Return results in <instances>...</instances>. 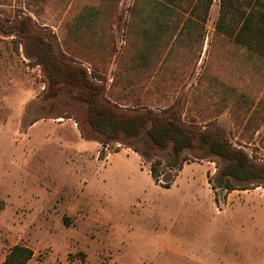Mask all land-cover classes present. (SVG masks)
I'll return each instance as SVG.
<instances>
[{
    "label": "rangeland",
    "instance_id": "1",
    "mask_svg": "<svg viewBox=\"0 0 264 264\" xmlns=\"http://www.w3.org/2000/svg\"><path fill=\"white\" fill-rule=\"evenodd\" d=\"M134 1L146 8L150 3L0 0V18L18 25L29 16L33 31L49 33L57 56L68 54L66 48L85 56L80 65L90 73L88 60L94 63L105 77L97 81L105 95L127 106L138 99L162 110L179 101L187 123L206 126L216 123L212 118L224 100L230 123L222 122L221 128L234 145L251 142L244 150L264 164V133L249 140L264 115V101L257 108L254 102L264 58L217 31L219 0L208 9L200 45L183 38L174 42L172 32L141 67L134 61L137 49L145 48L139 22L146 18L145 25L152 24L144 10L128 28ZM89 8L101 12L89 16L84 13ZM114 74L117 82L111 85ZM44 90L40 65L25 56L14 35L0 34V263L15 244L33 250L29 264H201L197 257L211 259L214 248L201 235L206 226H197L196 212L205 205L183 195L208 190L207 177L216 171L213 157L187 152L191 161L163 188L151 179L149 162L131 148L82 137L83 105L74 92L63 88L44 98Z\"/></svg>",
    "mask_w": 264,
    "mask_h": 264
},
{
    "label": "trees",
    "instance_id": "2",
    "mask_svg": "<svg viewBox=\"0 0 264 264\" xmlns=\"http://www.w3.org/2000/svg\"><path fill=\"white\" fill-rule=\"evenodd\" d=\"M179 2L150 0L148 8L133 2L129 9L132 20L128 28L133 26L134 19L144 10H148L147 16L151 18L152 24V27H147L146 18H141L139 22L140 42L145 48L137 49L134 61L140 67L147 66L151 55L156 51L153 47L172 32H175L174 42L183 38L188 44L192 41L197 42V45L202 43L203 21L213 0ZM100 12L98 8H89L84 13L96 17ZM218 13V32L264 57V0H219ZM5 22L0 18V34L14 35L21 43L25 56L34 58L40 65L45 78L43 97L57 96L63 88L74 92L72 97L83 105L80 128L82 137L97 139L104 146L120 143L131 148L142 161L149 162L148 172L155 184L169 188L183 165L191 161L190 155L186 153L193 154L197 150L199 152L195 157H213L211 161L216 163L215 173L207 177L210 188L214 191L257 186L264 188V164L259 163L255 157H250L244 150L246 144L251 142L238 140L234 145L226 130L214 121L206 126L187 123L183 107L179 108V101L165 109L155 110L140 103L138 99L131 106L119 103L117 99H109L105 95L104 85L97 82L105 81V77L94 63L88 60L90 73L80 65L82 61H87L85 56L74 55L69 48H66L68 54L57 56L50 43L49 33L33 31L29 16L22 17L18 25ZM123 53L122 51L117 55L118 65L123 59ZM116 82L114 74L111 85ZM249 119L250 117L242 125L240 133L246 130ZM263 123L264 115H261L249 140L254 138L255 130ZM164 155L167 157L164 158ZM215 196L217 201V192ZM33 255L30 247L15 244L7 251L0 264H29Z\"/></svg>",
    "mask_w": 264,
    "mask_h": 264
},
{
    "label": "crops",
    "instance_id": "3",
    "mask_svg": "<svg viewBox=\"0 0 264 264\" xmlns=\"http://www.w3.org/2000/svg\"><path fill=\"white\" fill-rule=\"evenodd\" d=\"M242 81L246 83L247 79H240V82ZM255 92V104L260 100L264 101V77L261 82H256ZM224 103L223 100L221 111H217L212 118L220 127H223L222 122L227 123L229 120L230 123L229 106L225 109ZM263 131L264 123L255 130L254 138L264 133ZM183 198L195 202L198 206L205 205V210L201 206L202 210L198 208L200 212H196L197 226H206L201 235L214 248V252L211 259L197 257L201 264H264L263 187L218 192L209 186L207 191L191 190L185 193Z\"/></svg>",
    "mask_w": 264,
    "mask_h": 264
}]
</instances>
